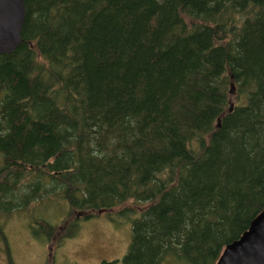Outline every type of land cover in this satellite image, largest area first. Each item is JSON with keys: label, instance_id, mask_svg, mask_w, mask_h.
Here are the masks:
<instances>
[{"label": "trees", "instance_id": "obj_1", "mask_svg": "<svg viewBox=\"0 0 264 264\" xmlns=\"http://www.w3.org/2000/svg\"><path fill=\"white\" fill-rule=\"evenodd\" d=\"M24 7L0 54L5 245L1 218L33 202L65 207L58 238L36 220L58 247L131 200L127 251L101 264H214L264 208V0Z\"/></svg>", "mask_w": 264, "mask_h": 264}, {"label": "rangeland", "instance_id": "obj_2", "mask_svg": "<svg viewBox=\"0 0 264 264\" xmlns=\"http://www.w3.org/2000/svg\"><path fill=\"white\" fill-rule=\"evenodd\" d=\"M125 206L135 209L133 211L136 214L143 207H138L129 200L110 210L113 213L106 214L108 211H105L88 219H81L76 225L75 235L64 237L56 247L54 240L66 225L62 223L65 207L60 201L58 207L53 200L33 202L28 207L1 218L4 221L2 232L7 245L0 234V264H101L103 261L120 260L130 243L131 222L136 217L135 214L126 217L116 213ZM75 214L77 212L72 211L70 216ZM36 220L55 225L56 236L53 240H46L49 230L36 224ZM31 226L41 228L39 238L33 236ZM9 257H12L11 261ZM162 264L171 262L167 259Z\"/></svg>", "mask_w": 264, "mask_h": 264}, {"label": "water", "instance_id": "obj_3", "mask_svg": "<svg viewBox=\"0 0 264 264\" xmlns=\"http://www.w3.org/2000/svg\"><path fill=\"white\" fill-rule=\"evenodd\" d=\"M25 1L0 0V54L12 53L21 41ZM214 264H264V208L239 238L225 245Z\"/></svg>", "mask_w": 264, "mask_h": 264}, {"label": "bare ground", "instance_id": "obj_4", "mask_svg": "<svg viewBox=\"0 0 264 264\" xmlns=\"http://www.w3.org/2000/svg\"><path fill=\"white\" fill-rule=\"evenodd\" d=\"M105 212V211H104Z\"/></svg>", "mask_w": 264, "mask_h": 264}]
</instances>
